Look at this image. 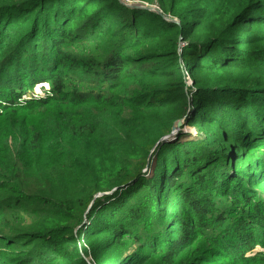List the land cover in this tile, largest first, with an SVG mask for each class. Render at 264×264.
Segmentation results:
<instances>
[{
  "label": "trees",
  "instance_id": "obj_1",
  "mask_svg": "<svg viewBox=\"0 0 264 264\" xmlns=\"http://www.w3.org/2000/svg\"><path fill=\"white\" fill-rule=\"evenodd\" d=\"M127 1L0 0V264H264V0Z\"/></svg>",
  "mask_w": 264,
  "mask_h": 264
},
{
  "label": "water",
  "instance_id": "obj_2",
  "mask_svg": "<svg viewBox=\"0 0 264 264\" xmlns=\"http://www.w3.org/2000/svg\"><path fill=\"white\" fill-rule=\"evenodd\" d=\"M119 2L121 4H123L124 6L129 7V8H132V9H134V8L146 9V10H148L150 12H155L157 14H161V12L156 7H154V6H148V5H146L144 3H141V2H137V1L130 2V1H127V0H119ZM172 21H175V20H172ZM181 125H182V123L181 122H178L177 125L172 128L171 133L169 135L165 136L163 139H161V141L167 139L170 135L172 136V135L176 134L179 131V127ZM183 131L184 132H188V133H192V132L185 131V130H183ZM153 149H154V147L151 149L150 152H153ZM148 160H149V158H148Z\"/></svg>",
  "mask_w": 264,
  "mask_h": 264
},
{
  "label": "rangeland",
  "instance_id": "obj_3",
  "mask_svg": "<svg viewBox=\"0 0 264 264\" xmlns=\"http://www.w3.org/2000/svg\"><path fill=\"white\" fill-rule=\"evenodd\" d=\"M187 128H192V130H194L195 129V131L192 133V134H194L195 135V132L197 131V128H193V127H191V126H187ZM183 130V129H182ZM184 132V131H183ZM154 160V159H153ZM154 162V161H153ZM151 163V166H147L146 168H145V170H144V172H145V174H147V175H150L151 174V169H152V166H154V163Z\"/></svg>",
  "mask_w": 264,
  "mask_h": 264
}]
</instances>
